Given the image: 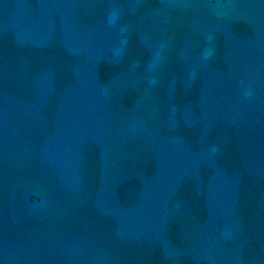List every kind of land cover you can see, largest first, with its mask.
<instances>
[{
  "label": "water",
  "instance_id": "95a60500",
  "mask_svg": "<svg viewBox=\"0 0 264 264\" xmlns=\"http://www.w3.org/2000/svg\"><path fill=\"white\" fill-rule=\"evenodd\" d=\"M0 264H264V0H0Z\"/></svg>",
  "mask_w": 264,
  "mask_h": 264
}]
</instances>
